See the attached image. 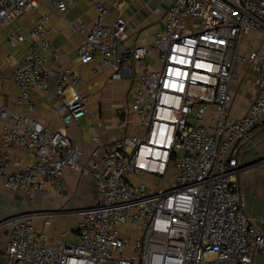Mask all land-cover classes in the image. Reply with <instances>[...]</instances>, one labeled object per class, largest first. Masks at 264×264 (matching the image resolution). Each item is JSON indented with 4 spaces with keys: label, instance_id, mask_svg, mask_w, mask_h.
I'll return each instance as SVG.
<instances>
[{
    "label": "built area",
    "instance_id": "obj_1",
    "mask_svg": "<svg viewBox=\"0 0 264 264\" xmlns=\"http://www.w3.org/2000/svg\"><path fill=\"white\" fill-rule=\"evenodd\" d=\"M40 1L0 0V27ZM48 1L60 12L74 3ZM89 1L98 16L78 48L79 60L111 69L114 79L136 81L131 103L118 109V127L129 130L131 115L136 126L111 141L95 137L94 160L87 165L84 149L67 132L92 112L77 91L80 74L64 68L57 75L63 126L50 130L2 101L0 70V174L13 147L27 157L4 186L34 201L50 190L66 191L64 174L73 168L91 174L98 191L81 210L75 240L51 238L30 212L3 220L11 225L6 264H254L264 251V230L247 211L240 182L247 167L240 154L264 120V0H166L163 28L150 45L140 46L128 43L123 16L105 23V0ZM47 22L43 16L36 23L31 34L38 39L13 76L18 103L30 109L34 92L50 85L46 58L37 49L50 47ZM23 39L8 37L12 47ZM153 50L156 67L146 61ZM237 65L254 69L258 92L246 113L232 119Z\"/></svg>",
    "mask_w": 264,
    "mask_h": 264
},
{
    "label": "crops",
    "instance_id": "obj_2",
    "mask_svg": "<svg viewBox=\"0 0 264 264\" xmlns=\"http://www.w3.org/2000/svg\"><path fill=\"white\" fill-rule=\"evenodd\" d=\"M164 1L105 0V23L111 24L118 16H123L128 22V43L136 46L150 45L154 34L163 28L162 19L167 9ZM156 8H160L161 12L155 13ZM43 16L48 17L47 38L50 47L44 50L37 44V49L46 58L45 67L50 72L51 79L47 90L34 92L33 109H30L27 103H18L20 91L13 82V76L22 64L25 54L29 52L30 45L38 39L31 31ZM97 16L98 12L89 0H74L65 12H60L54 2L41 0L39 7L30 9L0 27V70L4 74L1 99L11 109L40 121L50 130L60 129L63 122L58 111L61 102L56 93L57 75L66 68L75 70L83 78V83L77 91L88 98L92 112L69 127L67 132L74 144L84 149L83 161L87 165L94 160L91 156L97 146L95 137L99 136L104 141L121 137L114 128H117L118 120L122 119L118 115V109L131 103L136 90L134 79H114L111 69L99 67L96 62L85 65L79 60L78 48L83 44ZM10 34L22 35L24 39L16 47H12L8 40ZM254 36L256 37L254 33L250 34L253 40ZM244 41L247 42L248 38H244ZM245 51L246 48L243 49V52ZM156 57L157 53L153 50L146 61L152 65L157 62L158 66ZM94 68H98V71L94 72ZM236 72L240 85L237 81L232 83V119L246 113L250 101L258 92L253 68L237 65ZM125 98L130 100L123 106ZM134 117L137 120L136 116L131 115L132 120ZM11 152L13 158L6 170L0 174V264H6V245L11 231V225L1 223L2 220L27 211L33 215L38 228L51 238L75 240V228L82 217L81 210L92 205L98 197L96 182L91 174L84 175L73 168H67L64 174L68 184L66 191H50L47 196L43 195L37 199L32 210L24 208L25 204L20 196L14 194L21 191H11L4 186L6 176L19 170L27 162V157L17 147H13ZM240 163L247 167L240 174L247 211L264 230V120L252 131L251 145L241 152ZM46 221H50V224L46 225ZM121 230L130 237L126 232L128 227H121ZM254 264H264V251L257 253Z\"/></svg>",
    "mask_w": 264,
    "mask_h": 264
},
{
    "label": "rangeland",
    "instance_id": "obj_3",
    "mask_svg": "<svg viewBox=\"0 0 264 264\" xmlns=\"http://www.w3.org/2000/svg\"><path fill=\"white\" fill-rule=\"evenodd\" d=\"M165 3H166V0L164 1ZM163 14V12L160 14V15H162ZM159 17H161V16H159ZM254 38V40H256L257 39V37H253ZM153 52V51H152ZM153 65L154 66H157V62H153ZM235 81H237V80H235ZM238 82V81H237ZM239 83V85H240V82H238ZM239 87V86H238ZM239 91H241V90H239ZM129 100H130V98H128V99H126L125 98V104L123 105V106H125L126 104H128L129 103ZM136 119H135V117L133 118V121H132V125H131V127L129 128V130H121L119 127H118V125H117V128L116 127H114L115 129H116V131L118 132V134H119V136H121V137H123L126 133L128 134V133H130L131 131H133V127H135L136 126ZM118 122H119V120H118ZM117 122V123H118ZM50 191H54V190H50ZM49 191V192H50ZM15 195H18L17 197H19L21 200H22V202L25 204V206H24V208L26 207V208H29V209H31L32 210V206L33 205H35V203L37 202V199L40 197V196H43V195H46L47 196V194H41V195H38L35 199H34V201H31L30 200V198H28L25 194H23V193H21V192H16V193H14ZM36 208V207H35ZM27 212V211H26ZM3 221V220H2ZM1 221V222H2Z\"/></svg>",
    "mask_w": 264,
    "mask_h": 264
}]
</instances>
